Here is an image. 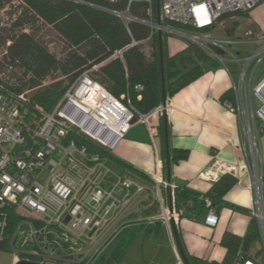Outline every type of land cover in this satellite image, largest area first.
Here are the masks:
<instances>
[{
  "label": "built area",
  "instance_id": "built-area-1",
  "mask_svg": "<svg viewBox=\"0 0 264 264\" xmlns=\"http://www.w3.org/2000/svg\"><path fill=\"white\" fill-rule=\"evenodd\" d=\"M109 1L124 2V9H102L123 23L138 22L151 31L187 41L227 69L233 95L229 110L238 119L241 159L236 164L215 159L199 177L215 183L228 173L237 183L246 181L252 195L250 215L259 233V256H247L240 247L235 264H264L260 261L264 258V155L260 143L264 137V68L253 85L256 70L264 64V32L253 37L247 31L246 39H219L210 34L223 15L249 12L263 0ZM138 3L145 4L144 19L129 14L130 7ZM232 45H247L251 50L241 55L230 50ZM115 54L120 57L119 52ZM226 61L236 65L228 68ZM90 72H83L50 112L31 103V90L14 94L0 86V244H6L14 263L94 264L128 224L160 220L172 237L181 216L174 203L175 186L167 179L161 160L153 173L145 174L148 186L122 175L99 154L77 143V139L86 138L110 149L133 119L150 128V119L167 109L164 103L146 115L137 114L95 82ZM109 99L116 100L125 113L115 127H104L111 137L106 143L87 128L99 125L98 131H103L100 119H105L102 110ZM254 99L260 104L257 109ZM205 202V223L214 227L217 212L208 200ZM144 210L151 214L139 217ZM13 215L15 223L10 225ZM173 248L177 264H185L175 242Z\"/></svg>",
  "mask_w": 264,
  "mask_h": 264
},
{
  "label": "trees",
  "instance_id": "trees-1",
  "mask_svg": "<svg viewBox=\"0 0 264 264\" xmlns=\"http://www.w3.org/2000/svg\"><path fill=\"white\" fill-rule=\"evenodd\" d=\"M15 1L16 5H13ZM88 3L91 5L88 6ZM124 7L123 1L109 0H0V12L9 8L6 11L9 23L7 27L0 29V73L10 68L22 70L15 77V87L6 81L4 88L14 94L25 90L34 91L30 96L31 103L50 112L83 72L95 69L94 77L90 74L95 82L102 85L126 108L146 115L162 104V79L165 98H170L203 73L220 65L197 46L184 40L183 49L168 55L167 40L171 35L161 33L159 37L157 32L141 23L125 24L105 11H116ZM129 14L144 19L145 4H133ZM235 15H223L219 22ZM243 15L249 16L248 13ZM154 18L156 19V11ZM40 22L50 26L62 40L66 52L61 57L38 43L34 33L29 32L34 24ZM232 23L234 29L239 24L237 20ZM170 26L181 28L174 24ZM133 42L136 44L132 45ZM144 44L149 48L148 55L145 54ZM117 52L120 57L115 56ZM50 79L51 83L43 85ZM137 86L140 89H136ZM228 99L230 103L233 101L232 93ZM156 120H159V136L163 140V115H158ZM77 143L84 144L90 153L99 154L122 175L150 185L145 174L114 157L107 148L86 138L77 139ZM161 154L165 163L164 152ZM184 156L183 151H169V163H176ZM236 183V177L227 173L213 183L205 194L175 186L174 203L181 210L180 217L195 219L198 214L207 212L205 200L218 212L224 196ZM152 209L156 211V207ZM150 214V210H144L139 217ZM10 219V225L14 224V215ZM162 227L164 226L160 220L149 223L144 219L128 224L118 236L119 240L112 254L107 256L103 252L94 264H117L138 234L155 236ZM174 232L176 237L175 229ZM258 237L257 225L253 219L243 236L225 232L220 240V245L225 250L224 259L221 263L212 264H235L238 249L241 247L248 256L250 246ZM177 249L185 264H201L197 258L185 254L180 245ZM0 250H7L5 243L0 244Z\"/></svg>",
  "mask_w": 264,
  "mask_h": 264
},
{
  "label": "crops",
  "instance_id": "crops-1",
  "mask_svg": "<svg viewBox=\"0 0 264 264\" xmlns=\"http://www.w3.org/2000/svg\"><path fill=\"white\" fill-rule=\"evenodd\" d=\"M235 18L233 16L228 19ZM254 18L252 17V20L255 22L257 20H260V23L264 22V10ZM228 19L217 24L210 34L219 30L218 26ZM255 22H252L254 26ZM229 35L231 34H228V37ZM183 47L182 40L169 38L166 52L172 55ZM233 77L235 78V73ZM231 87L232 79L227 69L217 64L214 69L203 73L172 97L165 98L167 109L162 115L163 129L164 118L166 121L168 154L172 150L185 152V156L178 162L169 163L170 181L174 186L186 187L195 193L205 194L213 184L199 177L205 167L215 159L228 164L240 161L238 119L229 110L228 98L232 93ZM108 103L107 109L112 108L120 112L119 105L113 99H109ZM100 120L108 125L105 120ZM157 123L159 124V120L156 118L150 119V128L141 121L132 123L123 137L114 142L110 148L111 154L143 174L153 173L157 160H161L166 175V162L164 163L161 154L163 151L165 155L166 151L165 137L164 133L163 140L159 136ZM87 130L99 140L110 142L102 139L101 134L98 135L89 128ZM246 184V181L241 179L224 196L223 203L218 207L217 224L214 227L205 223L207 212L198 214L195 219L179 217L174 229L178 236L176 239L185 254L197 258L201 264L223 261L225 250L220 245L223 234L229 232L243 236L251 221L252 195ZM170 239L173 247V242L176 244L175 232L172 231ZM258 241L259 237L255 241V251H258L256 257L259 256ZM250 252L251 246L249 255ZM0 264H14L12 255L0 250Z\"/></svg>",
  "mask_w": 264,
  "mask_h": 264
},
{
  "label": "rangeland",
  "instance_id": "rangeland-1",
  "mask_svg": "<svg viewBox=\"0 0 264 264\" xmlns=\"http://www.w3.org/2000/svg\"><path fill=\"white\" fill-rule=\"evenodd\" d=\"M13 5H16V1L13 2ZM263 6H264V0L261 1L255 8L247 12L250 17L243 15L247 13H243L240 15L236 14L235 19H228L221 26L219 25L218 26L220 27L219 30H216L211 36L217 37L219 39H225L228 38V34H231L229 35L231 39L234 38L246 39L247 37L244 36L245 32L243 33V31H250L253 37L256 35L255 34L256 31L259 33L263 32L264 22L260 23L259 22L260 20H257V22L252 20V17L254 18L255 15L262 13V11L264 10ZM6 11H9V8H7L3 12H0V29L7 27L9 23V19L7 18ZM234 20H237L239 22V24L235 26V29L232 23ZM250 20H252V22H255L256 26H254ZM30 29H29L30 31L29 30L28 31L34 33L38 43H41V45L45 46L48 50H50V52L54 53L58 57H61L66 52V47L64 46L62 40L53 31V29H51L50 26L44 25L40 22L34 24L33 28ZM253 29L255 30L253 31ZM257 29L260 31H258ZM171 37L169 38L171 39ZM143 48L145 54L148 55V49H149L148 46L144 44ZM229 48L232 52L235 53L237 51V53H240L241 55L249 53L251 50V47L247 45H232ZM235 65L236 63L234 61L225 62V66H227L228 68H234ZM263 68H264V64H261L256 70L253 78V85L257 83L258 80H260L262 76ZM21 72L22 70H19V68H10L7 70H3V72L0 73V86L3 88L5 92L12 93L4 88L5 82L9 81V85L11 84L12 86L15 87L16 85L14 82L15 77H18V75ZM94 72L95 69H92L90 73L92 77H94L93 76ZM49 83H51V79L45 81L43 85H47ZM27 91L28 90L22 91V93H25ZM33 92L34 91L28 92L29 99ZM254 106L255 109H257L260 106L259 102L256 99H254ZM260 143L264 155V137L261 138ZM118 240L119 238L116 237L106 246L104 252L107 256L112 254L118 243ZM258 242H260V239ZM117 264H177L174 248L172 247L171 239L166 228L162 227V229L159 231L158 235L156 236H144L141 233L138 234L132 240L131 244L124 252L123 257Z\"/></svg>",
  "mask_w": 264,
  "mask_h": 264
},
{
  "label": "bare ground",
  "instance_id": "bare-ground-1",
  "mask_svg": "<svg viewBox=\"0 0 264 264\" xmlns=\"http://www.w3.org/2000/svg\"><path fill=\"white\" fill-rule=\"evenodd\" d=\"M114 101L117 103L116 100H114ZM108 104L109 103L107 102V104H106L105 108L102 110V112H103V114L106 113V115L104 116L105 122L109 126H111L113 128V127H115L117 125L116 124V120L118 118H120L125 113V111L120 106H119L120 107V112L119 111H116L115 109H112V108H111V110L110 109H107V105ZM262 114H264V108L262 109ZM100 123H101L100 124L101 125V129H103V131H98L99 130V125H96L93 129H91L89 127L88 128L91 129V130H93V131H95V133L98 134V135L101 134L102 135V139H104L106 141H111V137L108 136L109 130H108V132H106L107 131V128L109 129L110 127L108 125H106L105 123H103V122H100ZM104 127H107V128H104ZM112 128H110V129H112Z\"/></svg>",
  "mask_w": 264,
  "mask_h": 264
},
{
  "label": "water",
  "instance_id": "water-1",
  "mask_svg": "<svg viewBox=\"0 0 264 264\" xmlns=\"http://www.w3.org/2000/svg\"><path fill=\"white\" fill-rule=\"evenodd\" d=\"M159 34V37H160V33ZM160 57H162V50H161V46H160ZM162 77V75H161ZM162 103L164 104L165 103V95H164V89H163V79H162ZM136 118L133 119V121L131 123H134L136 122ZM164 137H165V162H166V177L168 180H170V167H169V157H168V147H167V128H166V121H165V118H164ZM175 240H176V244L178 243V240L176 239L175 237ZM178 246H179V243H178ZM255 248H256V243L254 242L252 245H251V252H250V255L252 257H256L257 254H258V251H255ZM261 262L264 261V258L261 257L260 259ZM14 264H37V263H34V262H28V261H18Z\"/></svg>",
  "mask_w": 264,
  "mask_h": 264
},
{
  "label": "clouds",
  "instance_id": "clouds-1",
  "mask_svg": "<svg viewBox=\"0 0 264 264\" xmlns=\"http://www.w3.org/2000/svg\"><path fill=\"white\" fill-rule=\"evenodd\" d=\"M220 23V22H219ZM117 100V99H116ZM120 102V101H119ZM122 104V103H121ZM132 124V123H131ZM108 149V148H107ZM108 150H110V149H108ZM177 246V245H176Z\"/></svg>",
  "mask_w": 264,
  "mask_h": 264
}]
</instances>
